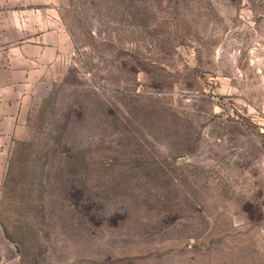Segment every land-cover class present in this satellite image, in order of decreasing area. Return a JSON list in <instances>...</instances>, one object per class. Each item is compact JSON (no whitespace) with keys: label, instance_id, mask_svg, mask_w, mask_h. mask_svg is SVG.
I'll return each mask as SVG.
<instances>
[{"label":"rangeland","instance_id":"1","mask_svg":"<svg viewBox=\"0 0 264 264\" xmlns=\"http://www.w3.org/2000/svg\"><path fill=\"white\" fill-rule=\"evenodd\" d=\"M0 264H264V0H0Z\"/></svg>","mask_w":264,"mask_h":264},{"label":"crops","instance_id":"2","mask_svg":"<svg viewBox=\"0 0 264 264\" xmlns=\"http://www.w3.org/2000/svg\"><path fill=\"white\" fill-rule=\"evenodd\" d=\"M52 36H54V35H52ZM66 36H65V32H57L56 33V39H55V43L53 42V43H51V42H47V38H42L41 40L39 39V41H37V43H36V47H37V49H39V52L40 53H42V51L44 50V48H45V45H53V46H55V45H58L57 47L58 48H61V46H64V44H63V41L66 39L65 38ZM55 44V45H54ZM61 45V46H60Z\"/></svg>","mask_w":264,"mask_h":264}]
</instances>
